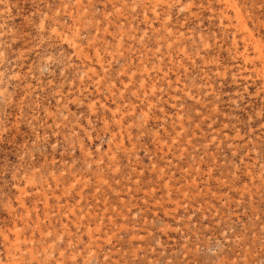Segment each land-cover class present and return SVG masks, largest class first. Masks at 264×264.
Returning a JSON list of instances; mask_svg holds the SVG:
<instances>
[{
    "label": "rangeland",
    "instance_id": "rangeland-1",
    "mask_svg": "<svg viewBox=\"0 0 264 264\" xmlns=\"http://www.w3.org/2000/svg\"><path fill=\"white\" fill-rule=\"evenodd\" d=\"M0 264H264V0H0Z\"/></svg>",
    "mask_w": 264,
    "mask_h": 264
}]
</instances>
